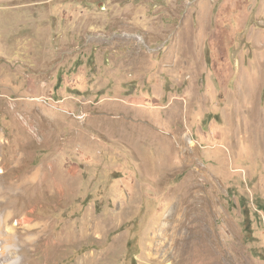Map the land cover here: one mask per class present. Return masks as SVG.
<instances>
[{
	"label": "rangeland",
	"instance_id": "obj_1",
	"mask_svg": "<svg viewBox=\"0 0 264 264\" xmlns=\"http://www.w3.org/2000/svg\"><path fill=\"white\" fill-rule=\"evenodd\" d=\"M0 169L10 261L264 264V0H0Z\"/></svg>",
	"mask_w": 264,
	"mask_h": 264
},
{
	"label": "bare ground",
	"instance_id": "obj_2",
	"mask_svg": "<svg viewBox=\"0 0 264 264\" xmlns=\"http://www.w3.org/2000/svg\"><path fill=\"white\" fill-rule=\"evenodd\" d=\"M27 120V119H26ZM36 127V126H35ZM26 129V128H25ZM31 129V128H30ZM29 144V143H28ZM190 144H192L191 145V148H189L188 147V145H187V143L184 141V139H182L181 140V143H180V145H181V151L184 153V154H188L189 152H192V151H194V150H196V145L195 144H193L192 142H190ZM179 145V144H178ZM194 146V147H193ZM0 172H2V170L0 169ZM35 175V174H34ZM33 175V176H34ZM36 177H37V175H36ZM32 179V178H31ZM35 180V179H34ZM41 184V183H40ZM42 185V184H41ZM38 186V185H37ZM36 186V187H37ZM33 187V186H32ZM40 187V186H39ZM8 188V187H7ZM16 188V187H15ZM193 190H197L198 188H199V186H198V184L196 185V183L193 185ZM31 189V188H30ZM4 190V189H3ZM17 190V188L14 190L13 189V191H16ZM191 191V190H190ZM189 191V192H190ZM199 191V190H198ZM36 192V191H35ZM7 193L8 194H10L9 192H7V190L6 191H1L0 190V196L1 197H3V198H6V195H7ZM17 193V192H16ZM195 193V192H194ZM14 194V193H13ZM12 194V195H13ZM25 194V193H24ZM36 194V193H35ZM192 194V193H191ZM199 194V193H198ZM20 195V194H19ZM15 196V195H14ZM61 196V195H60ZM8 197H10V196H8ZM193 197V196H192ZM198 197V196H197ZM194 198L195 199H197L196 198V196H194ZM10 199V198H9ZM17 199V198H16ZM66 199V198H65ZM201 199V198H200ZM2 201V200H1ZM5 201L6 200H4V203H5ZM20 202V201H19ZM68 203V202H67ZM3 205V204H2ZM6 205V204H5ZM4 206V205H3ZM37 207V206H36ZM1 208V207H0ZM24 212V211H23ZM9 218H10V216L8 215V211L7 210H5L3 213H2V223H8V220H9ZM0 222H1V220H0ZM193 222H194V220H193ZM198 222V221H197ZM186 223V222H185ZM184 223V224H185ZM18 224H22V226L24 227L23 229H25L24 230V233L26 234V235H28V236H30L31 235V233H30V231H32L34 228H41V229H38L39 230V240H41V238H43L46 234H47V226L46 225H41V223L40 222H38V223H34V219H32V218H29V217H27L26 216V214H23L20 218H19V223ZM45 224V223H44ZM179 226V225H178ZM1 227V226H0ZM187 227V226H186ZM194 229H199V225H194ZM16 230V229H15ZM180 230V229H179ZM16 232V231H15ZM15 232H14V228H10L9 229V232L8 231H4V233L5 234H7L8 236L6 237V238H4V236H3V234L1 233V230H0V241L1 240H3V239H5L7 242H8V244L5 246V247H3V248H1V250H0V264H20V263H18V261L17 260H14V261H10L11 260V258L12 257H14L16 254H17V251L14 249V246H19V248H20V251L21 252H23L22 251V249H23V246H26V245H32V244H34L35 243V240L37 239V236L35 235V238L34 239H32V240H29V241H27V240H24V239H20V240H15L14 238H13V236H14V234H15ZM190 232V231H189ZM181 233V232H180ZM189 234V233H188ZM197 234V232H195V235ZM181 235V234H180ZM185 235H186V233H185ZM187 236V235H186ZM191 236V235H190ZM25 237V236H24ZM181 237V236H180ZM185 237V236H184ZM188 237V236H187ZM199 238V241L200 242H202V243H204L205 242V238H204V236H201V238L200 237H198ZM180 240V239H179ZM186 243V242H185ZM197 243V242H196ZM191 245H194V243H190ZM173 245V244H172ZM187 245V244H186ZM186 245H182L183 247H181V249H180V251H179V254H178V256H179V262H178V264H183V260H184V255H185V252H186ZM189 246V245H188ZM187 246V247H188ZM195 246V245H194ZM208 253V252H207ZM200 255H202L201 253H200ZM209 255H210V253H209ZM167 264H169V263H167Z\"/></svg>",
	"mask_w": 264,
	"mask_h": 264
}]
</instances>
